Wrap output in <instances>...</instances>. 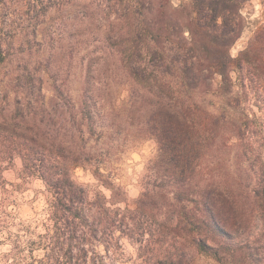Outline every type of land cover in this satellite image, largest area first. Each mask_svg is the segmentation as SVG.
Returning a JSON list of instances; mask_svg holds the SVG:
<instances>
[{
    "label": "trees",
    "instance_id": "obj_1",
    "mask_svg": "<svg viewBox=\"0 0 264 264\" xmlns=\"http://www.w3.org/2000/svg\"><path fill=\"white\" fill-rule=\"evenodd\" d=\"M246 1L190 0L186 11L172 0H0V243L10 244L7 256L30 264H110L106 257L124 251L121 239L137 235L139 251L150 255L145 264H194L198 255L264 264V227L253 230L257 215L264 226V159L242 142L249 141L246 123L236 116L247 81L260 85L261 78L257 67L248 69L252 44L230 53ZM262 35L264 27L256 38ZM90 44L117 53L140 85L129 81L125 108L157 143L154 183L133 208H121V188L102 173L107 163L94 160L105 150L97 142L106 131L99 100L87 93L91 82L79 103L56 76L49 97L43 84L40 67L55 57L72 61L74 50ZM257 54L264 64V47ZM203 93L222 105L202 108ZM231 139L241 144L235 161ZM16 158L24 177L45 186L33 230H14L16 202L4 173ZM88 166L109 197L75 179V170Z\"/></svg>",
    "mask_w": 264,
    "mask_h": 264
},
{
    "label": "rangeland",
    "instance_id": "obj_2",
    "mask_svg": "<svg viewBox=\"0 0 264 264\" xmlns=\"http://www.w3.org/2000/svg\"><path fill=\"white\" fill-rule=\"evenodd\" d=\"M172 3L176 7H184L186 11L190 10V0H172ZM241 14L243 18L242 32L230 48V53L235 57L252 44L255 52L250 57L251 65H246V67L248 66V69L252 71L257 67L256 72L260 74L261 79H259L260 85L247 81L248 85H251L250 91L242 97L241 107L237 109L239 113L236 116L237 119L241 118L246 123V135L249 141L242 142H248L249 148L261 152L264 159V64L257 54V51L260 52V48L264 47V36L256 38L257 33L264 27V0H247L241 7ZM110 52V48L106 45L90 44L87 48L81 47L80 50H74L72 61H64L55 57L52 58L53 62L49 66L40 67L41 64H37V66L44 70L42 73L44 74L43 84L48 97L54 93L51 75L56 76V83L61 84L65 92L67 90L77 103L82 101L86 82H91L87 93L94 95L99 100L98 107L100 106L102 113L100 114L103 118L98 121L99 124H103L106 131V134L97 142L98 146L105 144V150L100 147L104 152L101 156L98 155V159L94 160H102L107 163L106 167L102 169V173L116 187L121 188L118 196L121 199L119 203L121 208H133L136 198L145 190L147 185L154 183L155 168L153 166L158 155V147L153 138L139 132L140 129L136 126L138 116L131 117L125 108L129 101L125 88H127L129 81H132L124 73L118 54L113 51ZM45 55L48 53L40 56ZM89 59H91V66L88 62ZM45 70H50V76L45 73ZM239 72L236 70L232 73L234 80ZM135 86L141 88L136 83ZM198 100H201L202 108L208 107L210 110L214 106L222 105L219 98L211 94L203 93ZM97 136L98 133L96 132L90 143H95ZM239 141V139H231L230 141L233 144L230 156L236 155L234 161L241 151ZM230 162L232 164L233 160ZM93 170L94 167L91 166H88L87 169L78 167L74 173L75 179L84 185L92 187L97 185V188L109 197L111 191L97 183ZM231 170L236 171V166L232 164ZM251 175H245V178H247V183L253 186L254 179ZM4 177L7 181L6 188L11 192V197L16 202L17 218L15 219L14 230L21 229V224L27 225L31 230L37 228L36 222L42 216L41 211L45 205L44 182L40 178L24 177L21 174V160L18 158L5 171ZM263 227V220L257 215L253 226L254 232H259ZM137 239V235H134L130 240L121 239L124 250L121 256L114 257L112 260L106 257L104 262L110 264H145L149 261L150 255L139 251V239ZM10 249L11 246L8 242L0 243V264H30L29 259H27L29 261L21 260V258L13 260L12 257L7 256ZM35 253L39 254L38 251ZM194 264L219 263L205 258L203 255H198Z\"/></svg>",
    "mask_w": 264,
    "mask_h": 264
}]
</instances>
